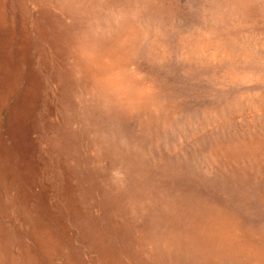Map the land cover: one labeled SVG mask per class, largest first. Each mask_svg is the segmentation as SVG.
Returning a JSON list of instances; mask_svg holds the SVG:
<instances>
[{
    "label": "rangeland",
    "instance_id": "374dc122",
    "mask_svg": "<svg viewBox=\"0 0 264 264\" xmlns=\"http://www.w3.org/2000/svg\"><path fill=\"white\" fill-rule=\"evenodd\" d=\"M0 264H264V0H0Z\"/></svg>",
    "mask_w": 264,
    "mask_h": 264
},
{
    "label": "bare ground",
    "instance_id": "6f19581e",
    "mask_svg": "<svg viewBox=\"0 0 264 264\" xmlns=\"http://www.w3.org/2000/svg\"><path fill=\"white\" fill-rule=\"evenodd\" d=\"M113 3H114V2H113ZM116 3H117V1H116ZM87 9H88V8H87ZM83 11H84V10H83ZM90 12H91V10H90ZM90 12H89V13H90ZM82 18H83V16H82Z\"/></svg>",
    "mask_w": 264,
    "mask_h": 264
}]
</instances>
